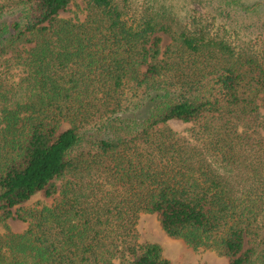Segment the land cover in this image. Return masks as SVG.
I'll use <instances>...</instances> for the list:
<instances>
[{
    "label": "trees",
    "instance_id": "trees-1",
    "mask_svg": "<svg viewBox=\"0 0 264 264\" xmlns=\"http://www.w3.org/2000/svg\"><path fill=\"white\" fill-rule=\"evenodd\" d=\"M72 1L0 4V224L29 222L0 235V264H173L139 241L143 213L264 264V23L247 38L233 19L264 0H194L217 15L187 22L163 0L61 18ZM39 192L58 196L23 206Z\"/></svg>",
    "mask_w": 264,
    "mask_h": 264
},
{
    "label": "rangeland",
    "instance_id": "rangeland-1",
    "mask_svg": "<svg viewBox=\"0 0 264 264\" xmlns=\"http://www.w3.org/2000/svg\"><path fill=\"white\" fill-rule=\"evenodd\" d=\"M135 6L140 7L143 0H136ZM168 6L172 8L177 19L187 22L189 15L193 10H199L206 14L207 17H213L217 15L213 6L203 7L194 0H163ZM250 2L249 0H247ZM4 0H0V4ZM157 4V3H156ZM85 1L73 0L69 8L60 14L61 18H76L79 16L81 19L85 18ZM239 18V22H238ZM239 25H243L246 30L247 38H253L257 35L259 30L257 26L264 23V15L262 13L250 14L248 12H240L235 18H233ZM217 22V21H216ZM243 36L244 31H239ZM171 38L165 35V41L163 47H166ZM20 71V70H19ZM18 78V76H16ZM68 124H63L62 129H65ZM170 126L176 130H184L189 124L182 123L181 121H171ZM58 184H61L60 182ZM58 194L52 197H48L44 192H39L33 196L23 206L26 208H41L45 205H51ZM15 211V209H14ZM29 226V222L22 221L16 217L10 218L7 221V225L0 224V235L8 233V231L14 233H22ZM137 230L139 234V241L141 243H159L164 248V255L170 258L173 264H229V259L220 255L217 251L211 249L198 248L195 249L187 245L183 240L173 238L167 235L160 226L159 216L156 213H143L141 214Z\"/></svg>",
    "mask_w": 264,
    "mask_h": 264
}]
</instances>
